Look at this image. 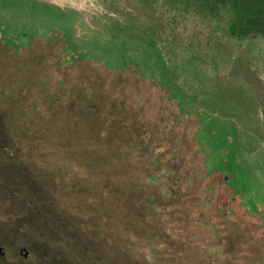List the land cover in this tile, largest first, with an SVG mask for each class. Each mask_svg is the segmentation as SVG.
Instances as JSON below:
<instances>
[{"label":"rangeland","instance_id":"rangeland-1","mask_svg":"<svg viewBox=\"0 0 264 264\" xmlns=\"http://www.w3.org/2000/svg\"><path fill=\"white\" fill-rule=\"evenodd\" d=\"M50 1L65 19L43 0H0V264L264 260L260 213L206 168L220 159L207 143L232 135L236 182L264 202L251 144L264 139V36H230L198 0ZM157 42L180 103L121 68L164 71L141 62Z\"/></svg>","mask_w":264,"mask_h":264},{"label":"flooded vegetation","instance_id":"flooded-vegetation-1","mask_svg":"<svg viewBox=\"0 0 264 264\" xmlns=\"http://www.w3.org/2000/svg\"><path fill=\"white\" fill-rule=\"evenodd\" d=\"M37 1H39V0H37ZM43 1L46 2L47 5H50V6L55 5V6H57L58 8H60L58 11L62 12L61 11V8H63L62 5H60L58 3H55V2H51L50 0H43ZM13 3H17V2L12 1L11 6L13 5ZM18 5L22 6V8L25 9L23 7V5H21L20 3H18ZM29 10L30 9H25V11H29ZM45 13H46V11H45ZM47 13H51V12H47ZM62 13H64V12H62ZM4 18H5V20H4L5 24L8 27V29L13 30L11 28L14 25L13 24L14 23L13 20H11V19L9 20V18H7L6 16H4ZM227 23H228V20H227ZM226 31L229 34V32L227 30V24H226ZM22 33L24 34V32H22ZM26 35L33 36V34L28 33V32L26 33ZM229 35L234 37V38H239V39L250 37V36L236 37V36H233L231 34H229ZM257 36H264V35H257ZM164 56H165V53H164L163 47L161 46V44L159 42H157V43H153V52H152L151 55H149L150 58L145 57V59H144L142 57V59H141L142 61L141 62L143 64L148 65L146 63H149L150 61H152L150 63L152 64V67L154 69H156V67H158V66H161V69L164 70L161 73H155L154 76H147V74H152V73H145V71L141 70L143 67L141 69L138 68L137 66L133 68L132 64H128V66H123L121 68H123V69H127V68L131 69L133 74L135 76H138L140 79H150V80H157L158 79L159 85L161 87H167L171 91V95L170 96L173 97V98L178 99V102L180 103V101L183 100L182 99L183 93L181 92L180 87L174 82V77H175L174 75L176 73H173L169 69V66H168L169 61L167 60L166 56L165 57ZM143 61H147V62H143ZM153 61H155V62L153 63ZM179 98H181V100ZM186 104H188L191 107L194 106V105H190L187 102H186ZM195 108H204V107L201 106V105H198V106H195ZM208 116H209V112H205L203 110V112H202V114H200L199 118L203 117V119L206 120L205 118H208ZM258 116L259 115H257V117ZM199 118H198V120H199ZM199 122H200V120H199ZM207 123H209V122H207ZM210 123L212 124L211 127H215L216 126L215 122L210 121ZM201 127H202V125L200 126V130L197 131V136L196 137H197V142L201 146L199 149L204 153L205 146H203V143L201 142V140L204 138V135L206 136L207 128L202 127L203 129H201ZM262 128H264V125H261V127L260 126L254 127V129H256L257 131L260 130L263 133V137H264V130ZM209 132H210V130H209ZM245 132H246V135H250L251 134V132H249L247 130ZM219 133H221V130L219 131ZM228 135H229L228 133L225 134V137L223 139L227 141V139L231 138L232 135L230 137ZM213 137L215 139L214 142H209L208 141L209 143H207L208 146L209 145L211 146V149H210V151H208L207 156L210 158V156L212 155L215 158L214 155H218L220 157V159L217 157L218 159L214 160L215 164L212 165L213 168H211V169L208 168L209 164H207V167H206L207 168V172L211 173V172H216L217 171L218 173H220V175L222 176V180H223L224 185L226 187H228L230 189L231 193L233 194L232 202L234 204H238L239 207H244V209H248V210H251L252 212L260 213V216L264 220V202L261 199L256 200V198H258V195H257L258 188L255 187L254 190H253L251 187L248 188L246 186V184H244V183L238 184V182H236L238 174H237L233 164L236 163V160H237L236 156L238 155L237 152L234 151V149H231V151H229L228 146H227L228 142H226L225 144L222 145L215 138V136H213ZM216 137H220L219 134H217ZM252 137L253 138L251 139V144H252V142L256 143V145L258 147H260L263 150V152H264V139L262 138L261 140H258L254 135H252ZM219 139H221V138H219ZM230 144H231L230 147L233 148L232 147L233 146L232 143H230ZM238 144H240V143H238L237 138H236V146H238ZM217 146H218V148H217ZM223 147H225V148H223ZM249 147H250V144H249ZM236 149H237V147H235V150ZM239 154H241V153H239ZM213 157H212V160H213ZM261 159H259L260 160L259 161V165L255 164V163H254V165L259 166L261 168L262 178L264 179V164H263ZM253 173L256 174L254 172V170H253ZM240 175H242V174H240ZM240 175H239V177H240ZM241 181H243V180H241ZM259 204H260V207H258ZM263 258H264V256H263ZM258 264H264V260L262 259L261 261L258 262Z\"/></svg>","mask_w":264,"mask_h":264},{"label":"trees","instance_id":"trees-1","mask_svg":"<svg viewBox=\"0 0 264 264\" xmlns=\"http://www.w3.org/2000/svg\"><path fill=\"white\" fill-rule=\"evenodd\" d=\"M196 4L201 13L207 12L209 15L217 16L226 14L228 16L227 30L229 34L236 37L264 35V0H198ZM65 19L66 14L59 12ZM69 30L66 29V33ZM71 35L68 36V39ZM123 45L116 47L118 55H122ZM109 49V48H108ZM111 49H109L110 52ZM110 54V53H109ZM150 54L145 55L149 57ZM131 61V57H125ZM105 61H109L105 59ZM124 66H127L123 63ZM114 66H117L116 64ZM226 143L223 138L219 143ZM218 148V146H217Z\"/></svg>","mask_w":264,"mask_h":264}]
</instances>
